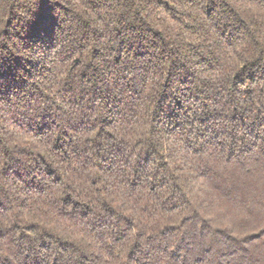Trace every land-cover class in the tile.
<instances>
[{
	"label": "trees",
	"instance_id": "obj_1",
	"mask_svg": "<svg viewBox=\"0 0 264 264\" xmlns=\"http://www.w3.org/2000/svg\"><path fill=\"white\" fill-rule=\"evenodd\" d=\"M0 264H264V0H0Z\"/></svg>",
	"mask_w": 264,
	"mask_h": 264
}]
</instances>
